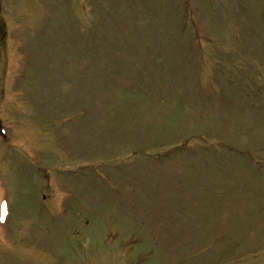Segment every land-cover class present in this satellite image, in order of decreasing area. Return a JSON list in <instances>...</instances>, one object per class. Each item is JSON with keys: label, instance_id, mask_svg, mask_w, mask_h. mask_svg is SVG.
<instances>
[{"label": "rangeland", "instance_id": "1", "mask_svg": "<svg viewBox=\"0 0 264 264\" xmlns=\"http://www.w3.org/2000/svg\"><path fill=\"white\" fill-rule=\"evenodd\" d=\"M2 1L0 33L20 34H0V264H264L263 172L154 155L211 126L264 158V1ZM45 174L71 193L57 217Z\"/></svg>", "mask_w": 264, "mask_h": 264}]
</instances>
